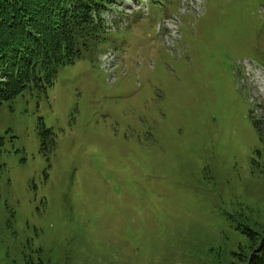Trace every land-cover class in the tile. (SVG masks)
Returning a JSON list of instances; mask_svg holds the SVG:
<instances>
[{
	"label": "rangeland",
	"instance_id": "obj_1",
	"mask_svg": "<svg viewBox=\"0 0 264 264\" xmlns=\"http://www.w3.org/2000/svg\"><path fill=\"white\" fill-rule=\"evenodd\" d=\"M102 17L114 59L0 110V264H244L264 236V0Z\"/></svg>",
	"mask_w": 264,
	"mask_h": 264
},
{
	"label": "trees",
	"instance_id": "obj_2",
	"mask_svg": "<svg viewBox=\"0 0 264 264\" xmlns=\"http://www.w3.org/2000/svg\"><path fill=\"white\" fill-rule=\"evenodd\" d=\"M116 1L0 0V110L28 91L46 94L63 68L96 58L108 39L102 16ZM252 249L241 261L264 264V236Z\"/></svg>",
	"mask_w": 264,
	"mask_h": 264
},
{
	"label": "bare ground",
	"instance_id": "obj_3",
	"mask_svg": "<svg viewBox=\"0 0 264 264\" xmlns=\"http://www.w3.org/2000/svg\"><path fill=\"white\" fill-rule=\"evenodd\" d=\"M262 77H264V76H263L262 74L259 73V74H258V77H257V80H259V78H262ZM257 80H256V81H257ZM260 81H262V83H261ZM260 81H257V83H258V84H262L261 86H260V85H259V86H260V87L263 86L262 91H263V93H264V78L261 79ZM256 86H257V84H256ZM263 95H264V94H263Z\"/></svg>",
	"mask_w": 264,
	"mask_h": 264
}]
</instances>
